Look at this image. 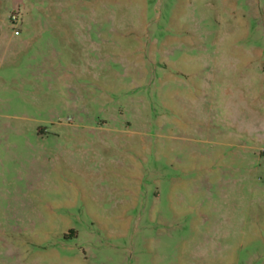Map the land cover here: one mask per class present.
I'll return each instance as SVG.
<instances>
[{
  "label": "rangeland",
  "instance_id": "374dc122",
  "mask_svg": "<svg viewBox=\"0 0 264 264\" xmlns=\"http://www.w3.org/2000/svg\"><path fill=\"white\" fill-rule=\"evenodd\" d=\"M0 264H264V0H0Z\"/></svg>",
  "mask_w": 264,
  "mask_h": 264
}]
</instances>
